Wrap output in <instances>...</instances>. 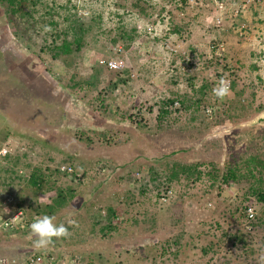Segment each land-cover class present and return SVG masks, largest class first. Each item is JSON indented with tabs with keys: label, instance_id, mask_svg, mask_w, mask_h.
<instances>
[{
	"label": "rangeland",
	"instance_id": "rangeland-1",
	"mask_svg": "<svg viewBox=\"0 0 264 264\" xmlns=\"http://www.w3.org/2000/svg\"><path fill=\"white\" fill-rule=\"evenodd\" d=\"M25 12L22 37L10 31L0 5V146L32 147L35 157L19 159L15 170L31 164L46 177L43 188L73 192L52 215L57 224L68 216L76 222L69 238L54 240V264L263 262L264 205L247 195L259 178L251 157L264 152V11L250 9L240 21L232 3L218 13L212 0H29ZM73 14L94 20V31L67 61L52 60L49 51ZM104 58L117 59L119 68L108 69ZM222 78L235 90L230 85L220 100L213 88ZM63 164L80 179L59 172ZM9 167L0 165V191L26 213L38 208L29 173L15 179ZM235 167L248 177L236 188L213 180ZM141 170L135 180L131 173ZM96 185L124 194L130 211L116 223L120 236L98 232L102 223L93 227L100 219L90 208ZM34 239L0 233V258L21 262L16 254L36 251Z\"/></svg>",
	"mask_w": 264,
	"mask_h": 264
},
{
	"label": "trees",
	"instance_id": "trees-1",
	"mask_svg": "<svg viewBox=\"0 0 264 264\" xmlns=\"http://www.w3.org/2000/svg\"><path fill=\"white\" fill-rule=\"evenodd\" d=\"M30 2L32 4H34L33 1H30ZM0 5L5 11V16H6L10 31L17 33V34H21V36L24 37L23 35H24L26 30H25V28H23L21 26L20 20L24 16H29L25 12V9L27 7H29V0H0ZM65 21L67 22V27L62 32L63 38L61 40V43L59 45L53 47L49 51V54H50L49 56L52 60L58 59V60H62V61H67L68 57L79 52L81 50V48L83 46H85L86 40L89 38V36L94 31V29H93V28H95L94 26H96V22H94V20H92L90 18L79 19L77 17V14L71 15V17L66 18ZM50 24L55 25V22L51 21ZM126 37H128V35ZM128 40H131V39L128 37ZM101 60H103L102 61L103 63H107L108 58H104ZM230 85H231V90H235L234 84H230ZM240 94L241 93L237 92L235 95L240 96ZM185 101H186V99L183 98L181 100V105L183 108H188L185 106ZM173 103H174L173 100H169V101L162 103L160 106V109H159V113H160L159 116L161 117L163 115H167L168 114L167 108L172 106ZM241 108H243V107H241ZM237 118L232 117V119H237ZM262 156H264V152H263ZM262 156L260 154H258V155L256 154V156L251 157L252 165L254 164V169L255 168L258 169L259 178L256 180V182L253 185H251L249 187L247 196H250L252 198L254 197L257 203L264 205V159L262 158ZM24 158H26V157H24ZM19 159H20L19 157H16V159L14 160V164L11 163V167H9V165H7V164L2 165V166L9 167L7 170L10 172V174H14L15 173V167H18V165H19V163H18ZM11 160L12 159H10V161ZM32 168L33 167L31 164L24 166L23 169H25V170L23 171L22 176L26 175V172L29 173L28 183H30V186L35 189L37 199L40 201V206L38 208L30 210V212H28V213H26V209H23V206L21 204H18V203L16 204V206H10L6 209L1 208L2 209L1 211H5V212H7V214L14 213L15 211H21L23 214V220L26 223L25 228H23V229H21L19 227L18 228L12 227L9 231H3L0 229V233L2 234V236L8 237L9 239L13 238L15 236L16 237L22 236V238L27 237V239H28L29 234H31L29 225L35 219H37L38 217H42L43 215L52 216L53 214L58 212L59 209H62V207L65 205V202H67V199H66L67 196L68 197L70 196V198L73 197V192H70V191H72L70 189L60 190V189L52 188V187H50L49 189L43 188L42 183H43V181H45L46 177L43 176V174H41V173H34ZM236 169H237L236 167H235V169L227 168V170H225L224 172H222L219 175V179L213 178V180H216L220 184H225V185L232 186V188H236L237 185H241L243 183V179H245V180L248 179L247 176L241 175L240 173H237ZM30 170H32V171H30ZM187 170H188V168H187ZM76 173H78V171H76ZM135 173H137V172H135ZM79 174H82V173H79ZM141 175H142V170H141ZM22 176H20V178H22ZM69 177L75 178L74 176H69ZM215 177H217V176H215ZM250 177L252 179H254V175H251ZM20 178L16 177L15 179H20ZM153 179L155 180L156 178H153ZM2 180H1V183L4 184V181H2ZM78 184H80V182H78ZM165 191H166V189H165ZM246 202H247V204L244 205L245 207H243L244 211H246L247 208H249V207H253L252 206L253 205L252 200L247 198ZM94 209H95V211H94L95 215L97 213L96 216L99 217L100 219H98V221L95 222L94 224L92 223L93 227L97 226V223L98 224L102 223V225H103V223L107 221L108 223L106 225H103V227L100 229V231L103 233H105L107 231H111V229L113 228V225H111V223H110V220L112 217L110 219H109L110 216L107 218L105 217L107 214L108 215L109 214L114 215V213L111 211V208L107 209V213H106V211H103L101 207L94 208ZM102 213H104V215H102ZM256 217L257 216H255V213H254L253 219L248 222V225L251 228H253L252 223L254 221H256V219H257ZM69 220H74V219H72L71 217L68 216V220H67V222H64V224L66 225V227H68L69 231L72 233L75 226L74 225L69 226L68 225ZM64 221H66V220H64ZM75 236H77V234H75ZM61 239H64V238H61ZM178 244L179 243L176 239L174 245L176 246ZM39 251H41V250H39ZM25 253H26V255L23 254V257L29 256L31 251L25 252ZM249 264H264V261L259 262V261L252 259L249 262Z\"/></svg>",
	"mask_w": 264,
	"mask_h": 264
},
{
	"label": "built area",
	"instance_id": "built-area-1",
	"mask_svg": "<svg viewBox=\"0 0 264 264\" xmlns=\"http://www.w3.org/2000/svg\"><path fill=\"white\" fill-rule=\"evenodd\" d=\"M214 9L219 13L220 11H223L226 5H229L232 3V6L234 7V14L233 16L236 19L242 20V14L246 13L248 10L252 9L255 11H264V0H212ZM221 18L218 15L216 17V21H220ZM243 28V27H242ZM114 54L115 55H121L122 49L120 47L114 48ZM107 68L110 70H117L119 68V63L117 59H110L106 63ZM175 105L178 106V103H175ZM35 157V151L32 149V147H26L25 145H20L17 150L15 151L10 145L9 142L6 141L0 146V165H6L10 159H13L14 157H19L20 159H24L23 157ZM27 157V158H28ZM59 172L74 176L75 180L80 179L82 174L76 173L74 169L71 166L68 165H61L59 166ZM108 171L106 169L102 170V173H107ZM16 176L20 177L23 174L22 169L15 170ZM140 174H137V178H139ZM169 193L162 194L158 201L160 204H164L167 202V197ZM17 202L13 199L12 196L7 195L0 191V208L6 209L10 206H16ZM104 215V213H102ZM254 213L253 209L251 207L247 208L246 210V221H250L253 219ZM17 217V218H16ZM16 218V219H14ZM14 219V220H13ZM23 214L21 211H15L14 213H11L7 215V217H3L0 215V229L3 231H9L12 227L13 228H25V222L23 220ZM22 222V225H21ZM30 226V225H29ZM33 252L30 253L29 256L25 257L21 260V262L16 261V259H6V258H0V264H54L55 258L53 257L50 250L48 251H35L32 249ZM77 263V262H74Z\"/></svg>",
	"mask_w": 264,
	"mask_h": 264
},
{
	"label": "clouds",
	"instance_id": "clouds-1",
	"mask_svg": "<svg viewBox=\"0 0 264 264\" xmlns=\"http://www.w3.org/2000/svg\"><path fill=\"white\" fill-rule=\"evenodd\" d=\"M229 94L230 81L222 78L219 81L218 86L213 88V95L218 99L223 100ZM135 177L136 180L137 173L135 174ZM55 219L56 218L54 216L43 215L42 217H38L37 219H35L29 226L32 236L35 237V239L33 240V247L37 250H50L52 255L54 253V249L51 246L54 245V240L69 238L71 236L68 227H66L63 223H54ZM68 223L70 225H75L76 222L74 220H69ZM58 258H62V255L60 254ZM22 259H24V257ZM76 264H79V262H77Z\"/></svg>",
	"mask_w": 264,
	"mask_h": 264
},
{
	"label": "crops",
	"instance_id": "crops-1",
	"mask_svg": "<svg viewBox=\"0 0 264 264\" xmlns=\"http://www.w3.org/2000/svg\"><path fill=\"white\" fill-rule=\"evenodd\" d=\"M192 2V0H188V4L189 3H191ZM233 7V6H232ZM233 11H234V7H233ZM234 14V13H233ZM235 18V17H234ZM235 20H236V18H235ZM264 34V33H263ZM134 173V172H133ZM133 173H131V175H135V173L133 174ZM133 181H135V180H133ZM106 182H109L108 180H106ZM107 184L108 183H105V184H103V186H107ZM131 185L130 186H133V183H130ZM134 189V188H133ZM117 190V189H116ZM115 192V190H109L108 188H105V187H102V188H100L99 187V185L97 186H94V188L92 187V190H91V197H92V199H94L95 200V202H94V204L92 205V206H90V208H94V206H95V208H99V207H96V205L97 204H95V203H100L101 201H104V206L105 207H103V206H101L100 205V207L103 209V211H106V213H107V209H109V208H111V211L114 213V215H108L107 214V217H109V219L111 218V220H110V223H111V225H113V228L111 229V231H109L108 233H110V235L111 236H115V234L116 233H118V232H116V230L119 228V225H116V223L117 222H120V220H124L123 218H124V216H122V215H124V213H125V211L128 213L129 211H130V207H128L129 208V210H128V208L127 209H125V211H124V194L122 195V197H115V195L113 194ZM88 206V205H87ZM129 206V205H128ZM83 208H84V206H83ZM82 210H86L85 208L84 209H82ZM91 210V209H90ZM122 211H123V213H122ZM127 221H130L129 219L127 220ZM131 223H132V225H133V228H136V226H137V220L135 219V221H130ZM102 225V224H101ZM103 225H106V224H104L103 223ZM138 225H141L142 227H143V224L142 223H139ZM146 227H144L143 229H145ZM101 229V228H100ZM100 229L98 230V232H100V233H102L103 234V232H101L100 231ZM82 235V234H81ZM90 235H92V234H90ZM116 235H118V234H116ZM118 236H120V235H118ZM2 237H4L5 239H9L8 237H5V236H2ZM113 238V237H112ZM111 238V239H112ZM11 239V238H10ZM118 239V238H117ZM0 242H3V243H6V241H0ZM84 242H76L75 243V251H77L78 250V252L80 253V252H82V247H81V245L83 244ZM89 243V242H88ZM89 245H91V243L89 244ZM141 245H143V246H145V244H141ZM77 249V250H76ZM98 249V248H97ZM89 250H90V248H89ZM85 251V252H90V251ZM77 252V253H78ZM164 252L165 251H163L162 250V253H161V255H164ZM17 252H15V254H16ZM21 253L23 254V252H19L18 251V254H16L17 255V258H20V257H22L23 255H21ZM78 253V254H79ZM86 253H84V255H85ZM88 255V253L86 254V256ZM89 255L91 256L92 255V253H89ZM167 257V256H166ZM121 262H123V259L121 260Z\"/></svg>",
	"mask_w": 264,
	"mask_h": 264
}]
</instances>
